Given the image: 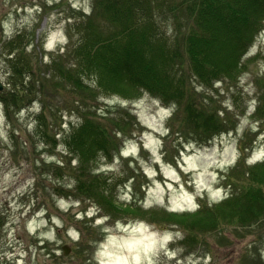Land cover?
<instances>
[{
    "label": "rangeland",
    "instance_id": "rangeland-1",
    "mask_svg": "<svg viewBox=\"0 0 264 264\" xmlns=\"http://www.w3.org/2000/svg\"><path fill=\"white\" fill-rule=\"evenodd\" d=\"M92 2L0 0L3 92L9 87L11 75L6 61L10 53L3 46L11 40L17 41L21 33L27 48L22 44L13 52L19 54L24 47L35 60L32 71L26 72L24 78H32L31 87H34L47 77L48 100L63 106L55 117L49 114L46 119L54 126L52 135L57 139L54 142L41 134V129L37 133V117L43 107L39 99L17 112L13 124L0 101V264H243L248 251L251 258L264 262V241L259 236L239 237V231L228 229L207 236V247L190 250L180 243L186 234L178 227L154 225L139 218L97 221L103 215L99 207L75 193L77 153L67 149L64 138L80 124L81 118L77 113L71 116L66 112L72 109L64 108L66 97H55L50 78L58 56L68 45L70 24L89 14ZM262 29L249 54L255 57L249 69L236 78H224L216 86L218 95L214 98L228 111L235 127L212 141L190 137L187 142L181 141L184 145L179 146V151L174 147L180 143L178 137L169 139L166 135L172 111L167 113L160 101L147 95L131 102L115 96L100 97L98 106L102 108L122 102L123 107L133 111L143 128L125 144L121 143L120 154H115L112 160L101 159L99 166L91 161L93 172L104 171L119 183L116 189L119 201L129 205L143 199L145 209L185 212L195 211L200 197L217 203L230 195L231 189L225 183L230 167L237 165L240 173L246 170L240 163L241 140L246 136L247 144L258 133L250 155L258 152L264 143V135H260L264 133V125L250 120L264 88V61L259 57L264 50V26ZM63 62L69 66L72 63ZM83 134L84 131L77 137V150L82 147ZM86 154L88 159L92 157ZM261 155L256 159L264 160V154ZM169 157H178V165ZM165 178L170 182H165ZM127 182L129 188L125 187ZM186 182L191 186H186ZM96 213V220L90 218ZM86 215L88 223H85ZM65 246L71 249L68 255L64 254Z\"/></svg>",
    "mask_w": 264,
    "mask_h": 264
},
{
    "label": "trees",
    "instance_id": "trees-1",
    "mask_svg": "<svg viewBox=\"0 0 264 264\" xmlns=\"http://www.w3.org/2000/svg\"><path fill=\"white\" fill-rule=\"evenodd\" d=\"M263 26L264 0H93L91 12L70 24L71 43L58 56L50 78L55 97H66L64 108L72 109L66 112L81 118L72 133L64 136L67 149L77 153L75 193L92 200L107 221L139 218L154 225L178 227L186 234L180 241L186 249L207 247V236L228 229L239 231V237L259 236L264 241V162L247 163L258 133L247 144L246 136L240 142V163L246 170L240 173L237 165L230 167L225 178L230 195L217 203L200 197L195 211L145 209L134 202L127 205L118 200L119 183L104 171L93 172L91 163L99 166L101 159L112 160L120 154L121 143L143 130L137 116L122 102L98 106L102 96L131 102L147 95L160 101L167 113L172 111L166 135L169 139L178 137L177 150L184 145L181 141L190 137L208 142L232 131L235 125L228 111L214 98L218 95L216 86L224 78H236L249 69L255 58L249 56L250 49ZM22 44L26 47L25 36L20 33L17 41L3 46L10 53L6 61L11 75L0 101L13 124L17 112L39 99L43 107L37 117V133L41 129V134L56 142L54 126L46 119L49 114L55 117L63 106L48 100L47 77L34 87L32 78H24L35 60L27 47L19 54L13 52ZM259 57L264 61V50ZM63 61H72L71 66ZM250 120L264 125V88ZM83 131L84 147L82 143L77 150V137ZM86 152L92 155L90 159ZM168 159L178 165V157ZM129 183H125L126 188ZM88 218L86 215L85 223ZM249 252L243 264H264L247 255Z\"/></svg>",
    "mask_w": 264,
    "mask_h": 264
},
{
    "label": "water",
    "instance_id": "water-1",
    "mask_svg": "<svg viewBox=\"0 0 264 264\" xmlns=\"http://www.w3.org/2000/svg\"><path fill=\"white\" fill-rule=\"evenodd\" d=\"M4 90V85L0 82V92ZM71 249L69 246L64 247V254L68 255L70 253Z\"/></svg>",
    "mask_w": 264,
    "mask_h": 264
},
{
    "label": "bare ground",
    "instance_id": "bare-ground-1",
    "mask_svg": "<svg viewBox=\"0 0 264 264\" xmlns=\"http://www.w3.org/2000/svg\"><path fill=\"white\" fill-rule=\"evenodd\" d=\"M68 36H69V34H68ZM71 43V40H70V36H69V38H68V41L66 42V44H70ZM140 204H142V203H140ZM143 205V204H142Z\"/></svg>",
    "mask_w": 264,
    "mask_h": 264
}]
</instances>
